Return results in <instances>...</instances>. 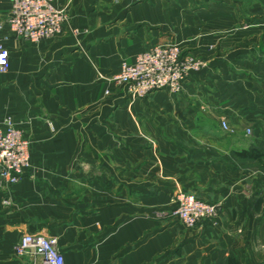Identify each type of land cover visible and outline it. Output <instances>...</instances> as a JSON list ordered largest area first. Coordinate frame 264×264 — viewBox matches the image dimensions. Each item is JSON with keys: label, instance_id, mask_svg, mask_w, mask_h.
I'll use <instances>...</instances> for the list:
<instances>
[{"label": "crops", "instance_id": "crops-1", "mask_svg": "<svg viewBox=\"0 0 264 264\" xmlns=\"http://www.w3.org/2000/svg\"><path fill=\"white\" fill-rule=\"evenodd\" d=\"M50 1L63 31L33 43L0 0V128L12 120L30 161L0 181V264H28L13 248L38 233L64 264H264V0ZM172 44L206 62L177 94L98 79ZM181 191L221 202L217 224L171 217Z\"/></svg>", "mask_w": 264, "mask_h": 264}, {"label": "built area", "instance_id": "built-area-1", "mask_svg": "<svg viewBox=\"0 0 264 264\" xmlns=\"http://www.w3.org/2000/svg\"><path fill=\"white\" fill-rule=\"evenodd\" d=\"M9 1L11 13L7 24L16 38L37 43L62 33L65 12L50 0ZM205 67V61L182 54L175 44L157 45L138 54L133 63H123L116 75L106 77L98 73V79L116 86L126 85L135 98H144L155 91L179 93L188 77ZM8 68L9 53L0 42V73ZM221 127L229 131L226 122L222 121ZM29 167L28 141L7 117L0 128V181L5 185L16 184ZM172 202L175 207L169 215L179 219L187 229H194L200 223L215 226L222 210L221 202H205L185 191L176 193ZM4 204L9 205L10 201ZM13 252L16 259L27 260L28 264H64L57 239L40 233L22 235Z\"/></svg>", "mask_w": 264, "mask_h": 264}, {"label": "trees", "instance_id": "trees-1", "mask_svg": "<svg viewBox=\"0 0 264 264\" xmlns=\"http://www.w3.org/2000/svg\"><path fill=\"white\" fill-rule=\"evenodd\" d=\"M251 153H247L248 156H250ZM243 155H246V153H244ZM225 264H238L234 259L229 258L226 260Z\"/></svg>", "mask_w": 264, "mask_h": 264}, {"label": "rangeland", "instance_id": "rangeland-1", "mask_svg": "<svg viewBox=\"0 0 264 264\" xmlns=\"http://www.w3.org/2000/svg\"><path fill=\"white\" fill-rule=\"evenodd\" d=\"M228 126V125H227ZM157 218V217H156ZM175 218V217H174ZM175 219H177V218H175ZM177 220H179V219H177ZM187 229V228H186Z\"/></svg>", "mask_w": 264, "mask_h": 264}]
</instances>
